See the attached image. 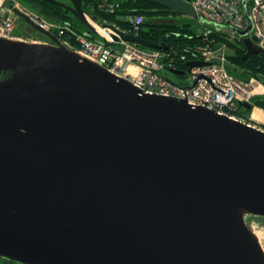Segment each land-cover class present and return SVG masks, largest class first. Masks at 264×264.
<instances>
[{
    "label": "water",
    "instance_id": "1",
    "mask_svg": "<svg viewBox=\"0 0 264 264\" xmlns=\"http://www.w3.org/2000/svg\"><path fill=\"white\" fill-rule=\"evenodd\" d=\"M49 1L94 31L82 0ZM145 1L196 17L186 0ZM240 5L252 25L249 0ZM9 8L3 16L46 39L0 35V255L25 264H264L245 220L264 218V129L143 92ZM91 19L122 40L170 49ZM246 28H233L242 58L264 63V45Z\"/></svg>",
    "mask_w": 264,
    "mask_h": 264
},
{
    "label": "built area",
    "instance_id": "2",
    "mask_svg": "<svg viewBox=\"0 0 264 264\" xmlns=\"http://www.w3.org/2000/svg\"><path fill=\"white\" fill-rule=\"evenodd\" d=\"M10 1V0H9ZM193 8L196 16L207 19L216 29L218 26L231 25L242 29L245 17L240 9V0H186ZM11 8H17L27 15L34 23L56 34V36L69 47L78 51L82 56L104 66L109 71L128 77L143 92L156 93L164 96L185 98L192 106H204L234 119L245 121L237 110L241 103H250L254 96L264 90V78L250 77L243 80L232 74L227 60V46L225 43L208 41L196 49L193 57L187 59L185 54L176 56L179 61H204L203 65L192 66L186 72L190 82H175L163 71L164 66L174 68L175 57L168 62L163 61L165 53L158 49L140 46L136 43L122 40L111 29L110 35H103L94 28L97 38L90 37L87 33L75 30L69 23H60L51 20L37 11L11 0ZM103 7L113 12L117 2L102 1ZM11 8L8 11H11ZM249 12L252 20L253 35L257 43L264 45V0H251ZM88 16V15H87ZM117 19L127 22L128 28H120L125 32L137 35L141 23L144 21L142 14L117 15ZM106 22V21H104ZM16 23L11 15L0 14V35L13 38L31 39L30 35L16 34ZM224 30V29H222ZM209 28H205L204 38L208 36ZM231 40L235 37L233 32H228ZM115 35L117 39H114ZM106 42H114L118 48L113 49ZM129 66L135 69L129 71ZM184 64L182 69L187 70ZM200 75V76H198ZM256 82L257 85L252 84ZM249 123V122H247Z\"/></svg>",
    "mask_w": 264,
    "mask_h": 264
},
{
    "label": "trees",
    "instance_id": "3",
    "mask_svg": "<svg viewBox=\"0 0 264 264\" xmlns=\"http://www.w3.org/2000/svg\"><path fill=\"white\" fill-rule=\"evenodd\" d=\"M25 1L29 8L37 11L45 17L60 23L67 22L75 30L82 33H88L91 37L95 36L94 31L88 29L85 25L80 23L69 10L61 7L60 5L49 0ZM58 1L70 4L69 0ZM102 1L103 0H82V8L90 16V18H94L100 22H115V24L122 29L128 28L129 24L117 19V15L142 14L144 16V21L141 23L137 35L153 42H163L164 44L169 45L170 49L160 50L162 53H165L163 61L168 62L171 56H175V65L178 69H182L187 61H179L176 56L185 54L187 59L192 58L193 53H198L196 52L197 48L205 45L208 41L213 39L214 41H212V44L225 42L226 46L232 49L234 54L227 55L229 63H236L235 65L241 67L242 69L249 70L260 79L264 78V63L262 62L260 56L249 54L245 59H243L242 56L245 53V48L242 43V38H239L238 36H236V39L233 41L229 40L227 38V31H223L220 28L216 29L212 25H206L210 31L208 32V36L204 38L202 30L198 32L194 27H192L191 23L185 22L177 24L169 21H155L152 19L153 16L175 12L145 0H107L108 2L118 3V6H116L113 12L107 11L102 5ZM20 21L24 25L26 24L24 21ZM32 35L46 39L44 35L37 32L35 29H32ZM106 44L113 49L118 48V45L114 42H106ZM229 70L235 76L237 75V73L232 69L229 68ZM241 75L243 77L240 78L243 80H247L251 77L247 72H243ZM251 104L252 106H257L264 110V97L254 98ZM237 112L242 114L244 117L249 118L251 109H246L244 106L240 105ZM257 219L264 220V218L260 217ZM0 264L25 263L0 255Z\"/></svg>",
    "mask_w": 264,
    "mask_h": 264
},
{
    "label": "rangeland",
    "instance_id": "4",
    "mask_svg": "<svg viewBox=\"0 0 264 264\" xmlns=\"http://www.w3.org/2000/svg\"><path fill=\"white\" fill-rule=\"evenodd\" d=\"M6 1L10 2L11 0L10 1L6 0ZM14 1H17L21 5H24V6L28 7V5H27L25 0H14ZM63 1H67V0H63ZM88 17L89 16H87V18ZM152 19H154L155 21H169V22H174V23H177V24H181V23H185V22L186 23H191L192 27H194L198 32H200L201 30L203 31V29L206 27V25H211V23L209 21L204 20L203 18H198V17L192 18V17H189V16L180 15V14H177V13L158 14L156 16H153ZM248 21L249 20L247 18H245V25H244V27L242 29H244L245 26H246L247 27L246 28L247 32H251L252 31V25ZM20 25L22 26L24 24L22 22H20ZM223 26H224V28H227V29L232 30V31L235 32L233 27H231L229 25H227V26L223 25ZM20 33L23 34L22 31ZM227 35H229V34H227ZM235 39L236 38L234 37L231 40L233 41ZM227 53H228V55H233L234 54L232 49H230L228 46H227ZM230 63L228 61V64H230ZM167 68L168 67L165 65L164 68H163V71L171 80H173L175 82H185V81L186 82H190V80L187 79L186 77H184L183 75H178V74L172 73V72L168 71ZM237 75L236 76L238 78L243 77L241 74H237ZM252 84L257 85L256 82H254V81L252 82ZM261 91L262 92L260 94L256 95V96H254L253 99L256 98V97H264V90L261 89ZM258 108H260V107H258ZM260 109H262V108H260ZM249 116H250V114H249ZM244 118H245V121H247V122H249L251 124H255V126H260L261 128L264 129V123H260L258 121H254L251 118H246V117H244ZM245 220L247 221V223H249L251 225V227L253 229L252 231H254L255 235L258 238V241H259L260 245L262 246V248L264 250V220H259V219L255 218V217H248V216L245 217Z\"/></svg>",
    "mask_w": 264,
    "mask_h": 264
},
{
    "label": "bare ground",
    "instance_id": "5",
    "mask_svg": "<svg viewBox=\"0 0 264 264\" xmlns=\"http://www.w3.org/2000/svg\"><path fill=\"white\" fill-rule=\"evenodd\" d=\"M250 2H251V0H249V4H250ZM192 7V6H191ZM240 9L242 10V7H241V5H240ZM194 11V10H193ZM242 14H243V16H244V12H243V10H242ZM196 15V14H195ZM196 17H198V16H196ZM245 17V16H244ZM198 18H201V17H198ZM204 19V18H203ZM88 20H89V22L93 25V27L97 30V31H99V32H101L102 33V31L103 30H108V34L110 35V33H111V31H110V29L109 28H107V27H101L99 24H97L96 22H94L90 17H88ZM91 20V21H90ZM204 20H207V19H204ZM93 21V22H92ZM208 21V20H207ZM227 26V25H226ZM229 26H231V25H229ZM221 30L222 29H224L223 31H230V32H233L234 34H235V37L236 36H238L239 38H241L236 32H234V31H232V30H229V29H227V28H224V26L222 25V26H218ZM231 27H233L234 29H239V28H237V27H234V26H231ZM204 31V30H203ZM202 31V32H203ZM104 35V34H103ZM105 36H107V35H105ZM228 38V37H227ZM229 39V38H228ZM230 40V39H229ZM225 43V42H224ZM171 57H175V56H171ZM170 57V58H171ZM176 66V65H175ZM175 69H178L177 67H174ZM188 69V68H187ZM128 70L129 71H132L131 73H133V71H134V67L133 66H129V68H128ZM180 70H184V69H180ZM186 72L188 71V70H185ZM253 119H252V118ZM249 118H251L252 120H254V121H256V120H258V121H264V111H261V110H258L257 108L256 109H253L252 110V112L250 113V116H249ZM255 125V124H254ZM253 233H254V231H253ZM255 234V233H254Z\"/></svg>",
    "mask_w": 264,
    "mask_h": 264
},
{
    "label": "crops",
    "instance_id": "6",
    "mask_svg": "<svg viewBox=\"0 0 264 264\" xmlns=\"http://www.w3.org/2000/svg\"><path fill=\"white\" fill-rule=\"evenodd\" d=\"M10 4V2H7L6 0H0V14L1 15H5V14H7V11H6V6H8ZM20 20H16V30H15V33L16 34H22V33H20L21 31L23 32V34L22 35H27V33H26V28L28 27V25L27 24H25V25H20ZM31 32V35H30V37H32L31 39H29V40H36V41H41L43 38H41V37H36V36H33L32 35V30L30 31ZM93 33V32H92ZM95 33V32H94ZM55 34V33H54ZM29 35V34H28ZM56 35V34H55ZM90 37H91V35H89ZM92 38H94V39H96L97 38V35L95 34V36H93ZM67 45V44H66ZM135 69V68H134ZM258 109V110H261V111H264V110H262V109H260V108H258V107H256V106H253L252 107V110L253 109ZM252 110H251V112H252ZM252 118V117H251ZM253 119V118H252ZM255 120V119H254ZM256 121H258V120H256ZM258 122H260V123H264V121H258Z\"/></svg>",
    "mask_w": 264,
    "mask_h": 264
},
{
    "label": "flooded vegetation",
    "instance_id": "7",
    "mask_svg": "<svg viewBox=\"0 0 264 264\" xmlns=\"http://www.w3.org/2000/svg\"><path fill=\"white\" fill-rule=\"evenodd\" d=\"M108 30H103L102 31V34H104V35H108ZM249 55V54H248ZM247 55V56H248ZM245 59V58H244ZM229 65V68L230 69H232L233 71H235L237 74H241V73H243V72H247V73H249L250 71L249 70H246V69H242L241 67H239V66H237V65H235V64H233V63H230V64H228ZM244 74H246V73H244Z\"/></svg>",
    "mask_w": 264,
    "mask_h": 264
}]
</instances>
